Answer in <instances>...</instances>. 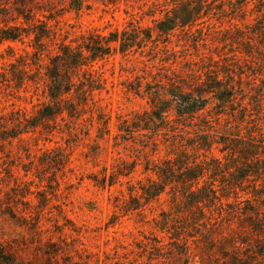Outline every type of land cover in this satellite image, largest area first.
Segmentation results:
<instances>
[{
  "label": "rangeland",
  "instance_id": "rangeland-1",
  "mask_svg": "<svg viewBox=\"0 0 264 264\" xmlns=\"http://www.w3.org/2000/svg\"><path fill=\"white\" fill-rule=\"evenodd\" d=\"M167 15L184 24L158 33ZM42 22L53 33L52 53L92 33L125 30L136 41L93 64L104 82L94 99L109 134L97 113H87L74 130L58 118L0 143V245L28 264H264V6L0 0V29ZM29 42L2 43L0 62L7 67L31 50ZM216 75L234 87L230 102L203 93L210 100L195 116L170 110L163 122L153 120V102L167 105L171 82L204 91ZM9 83L0 77V111L32 116L46 100L42 83ZM124 122L135 131H121ZM169 161L174 174L161 180L153 170ZM198 171V186H186ZM154 182L164 190L147 197L142 190ZM190 185L216 199L191 207L183 193Z\"/></svg>",
  "mask_w": 264,
  "mask_h": 264
},
{
  "label": "trees",
  "instance_id": "trees-1",
  "mask_svg": "<svg viewBox=\"0 0 264 264\" xmlns=\"http://www.w3.org/2000/svg\"><path fill=\"white\" fill-rule=\"evenodd\" d=\"M196 5L210 4L216 0H186ZM228 1V0H225ZM254 1V0H253ZM259 5L264 6V0H256ZM28 21V20H26ZM183 25L184 22L178 21L177 17L166 16L159 21L155 28L158 33L168 34L176 27ZM146 39H151L152 33L148 29ZM53 33L48 24L42 22L31 28L22 26H10L0 29V45L6 41H21L29 39L28 46L30 51L24 50V54L14 57V60L5 67L4 62H0V77L8 76L13 84L12 88H26L27 84L32 83L36 89L42 83V93L46 100L38 106L34 115L28 116L21 111L4 112L5 108L0 111V143L20 139L24 134L36 130L38 127H49L50 122L56 124V120H67L71 124L70 129L77 128L78 121L83 119L87 113L98 115V121H102L99 117L101 107L98 101L94 99L95 92L103 89L102 77L93 69V64L99 58L109 55L112 51L125 53L135 45V38L128 36L125 30L110 32L107 36L101 34H88L81 37L80 42L62 41L57 44L54 53L46 49L47 41L53 39ZM145 40L139 41L143 43ZM77 44H74V43ZM1 57V56H0ZM46 58V59H45ZM205 85L208 87L204 91L195 90L193 92L185 91L181 86L171 82L169 89L166 90V97L161 103L167 105L161 107L160 102H153V111L151 112L153 120L161 121L166 118L165 114L172 110L178 118L195 116L203 110L210 100L203 93L212 94V97L221 104L230 102L234 95V87L230 84L225 85L219 75L207 80ZM140 88V86H138ZM137 90V88H135ZM138 91V90H137ZM106 134H109V119L102 121ZM127 123V124H125ZM128 122H124L121 131L134 132ZM127 125L128 129L123 126ZM51 127V126H50ZM212 141V140H211ZM214 142L212 141L211 144ZM199 145V144H198ZM197 146V145H196ZM176 161H169L168 167L162 168L156 166L153 172L159 179L169 178L174 174V166ZM199 164L195 165V167ZM198 170V169H197ZM185 177V173L181 174ZM202 172H196L192 176H186L188 180L184 182L194 183L198 186V180L203 176ZM190 178V179H189ZM191 181V182H189ZM106 182H102L105 185ZM164 188L157 187V183H153L151 187L143 189V194L153 198L158 196ZM184 199L189 200L192 206L196 208H204L210 206L216 199V196H204L201 190L193 189V185L184 190ZM213 195L214 192H211ZM221 204V203H220ZM201 209V208H200ZM259 253V252H257ZM262 253V252H261ZM259 253V255H263ZM235 260V258H234ZM0 264H28L19 260L14 254L6 251L5 247L0 245ZM240 264V262H233Z\"/></svg>",
  "mask_w": 264,
  "mask_h": 264
}]
</instances>
